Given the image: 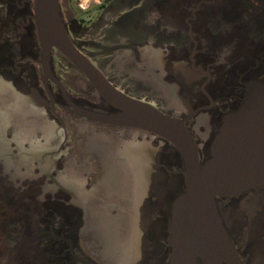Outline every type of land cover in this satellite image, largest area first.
Returning <instances> with one entry per match:
<instances>
[{"label":"flooded vegetation","instance_id":"obj_1","mask_svg":"<svg viewBox=\"0 0 264 264\" xmlns=\"http://www.w3.org/2000/svg\"><path fill=\"white\" fill-rule=\"evenodd\" d=\"M259 1L101 0L93 18L74 17L65 25L79 49L119 89L140 98L116 81L137 74L146 78L135 80L133 88L151 91L161 85L167 97L157 99L156 106L183 119L202 164L211 156L224 119L243 104L249 83L264 77V38L252 36L244 19L245 12L264 11V0ZM111 11L116 13L113 20L102 24ZM91 24L93 32L102 27L120 42L98 53L89 51L95 40L80 36ZM55 52L53 48L51 69L65 93L50 78L44 83L34 0H0V77L23 98L15 113L48 118L50 132L49 137L22 140L15 124L0 117V226L6 232L0 264H170L172 212L186 190L180 151L153 132L75 112L68 100L95 110L116 108L100 94L98 101L75 95L62 69L82 72L59 52L64 64ZM138 140L147 145L138 147ZM108 155L122 164L110 166ZM109 166L128 180H117L123 184L115 198L119 208L110 209L125 227L117 228L113 255L101 257L103 245L92 249L86 229L90 205L103 207L107 192L99 186L92 193V186L101 182ZM216 200L242 263L264 264V183ZM136 224L138 245L123 237ZM195 264H206L204 256L198 254Z\"/></svg>","mask_w":264,"mask_h":264},{"label":"water","instance_id":"obj_2","mask_svg":"<svg viewBox=\"0 0 264 264\" xmlns=\"http://www.w3.org/2000/svg\"><path fill=\"white\" fill-rule=\"evenodd\" d=\"M34 18L42 49L44 83L50 78L65 93L51 69L56 48L90 81L116 110L78 106L75 112L109 124L134 126L169 140L180 151L186 190L176 200L171 231L174 252L170 264H195L198 254L206 264H243L225 229L217 196L233 195L264 183V77L252 80L241 107L227 116L212 145L211 156L201 164L196 142L183 119L155 104L129 95L115 86L69 35L59 0H34Z\"/></svg>","mask_w":264,"mask_h":264},{"label":"rangeland","instance_id":"obj_3","mask_svg":"<svg viewBox=\"0 0 264 264\" xmlns=\"http://www.w3.org/2000/svg\"><path fill=\"white\" fill-rule=\"evenodd\" d=\"M99 1L101 0H59L64 22L67 23L74 17L78 19L80 18V16H82L85 19L93 18L95 14H97L99 11L98 8ZM253 1L255 3H260L259 0H253ZM80 4H83L84 6L86 5L85 7H87V9L82 8ZM114 14H116L115 11L106 13L101 21L102 24L109 23V21H112L114 18ZM244 19L245 21L247 20L249 23L250 29L252 30L251 33L252 36H254L257 39L264 38V22L262 23V26H259V23L256 24V21H264V11L258 10V11L245 12ZM101 28H96L95 31L93 32V26L91 24L88 27V30L86 32L87 34L80 36L83 39L95 40L96 44L93 45L92 48L88 47V50L93 51L94 53H98L101 49H105L104 47L106 46L110 47L116 42H120V39L118 37H114V35H111L106 31H102ZM100 31H102V33H99ZM103 33L107 37L109 36L111 38L108 41L104 40L105 37L101 38V34ZM54 55L60 58L61 61H63V63L66 64L64 59L60 56L59 52H55ZM62 70L64 73H67L68 76L66 79L67 87L70 88V90H72V92L75 95H85L91 101L99 100V93L95 90L92 84L86 79V77L82 73H80L76 69H72L69 67L64 68ZM58 71L60 70L58 69ZM145 78H146L145 75L137 74L134 75L133 78L128 77V79L127 77H121V78L118 77L116 78V81L120 83L123 87H130L131 91L134 94L140 96V98L147 100L156 105L157 99L160 100L163 99L164 95L165 97H167V94H165L166 92L163 91L161 85L157 87L153 86L151 91H147L145 89H139V87L138 89L133 88L135 85V80L137 79L145 80ZM9 84L10 82L6 81V79H4L3 77H0V117L4 119V121H6V123L10 126L11 124H15L14 132L16 133L17 136H20L22 140L30 141L33 138L38 139L40 137H49L50 132L48 131L47 123H45L47 122L48 118H46L47 120H44V118L42 117L41 119L36 118L37 119L36 120L34 119L33 114L24 113L25 111L22 114L15 113L14 107L17 105L20 99L23 100V98L21 94L18 91H16L14 87H12L11 84L10 87H7V85ZM77 88H81L83 90L78 91ZM78 122L81 125L83 124V122L85 123L84 120H80V119L78 120ZM146 143L144 141L138 140V147H143L147 145ZM106 159L108 160L107 162L110 164V166L117 165L118 163L122 164V161L116 159L112 155L106 156ZM110 166L107 168L105 172H103L101 182L96 184L97 187H95L96 185L92 186L91 189L92 193H94L95 189L97 190L99 186H101L102 188L104 187L103 189L106 190L107 192L103 198L105 200V203H103V207L102 206L98 207V205H96L97 208H95L93 204L90 205L91 212H90V217L88 219L89 225H88V230L86 229V237L88 243L92 245L91 247L92 249L96 247L97 243L103 245L99 252V254H101V257L113 255V252L116 249L115 246L116 238L118 237L116 235L118 233L117 228L120 226H122L121 228L125 227L123 225L124 221H121V223L119 224V221L118 222L116 221L117 217L113 215L110 209L117 208L119 204V201L115 200V198L118 195L117 191L121 189L120 185L122 183H119L118 181L126 183L128 180L126 177H122L124 174V173L122 174V172H120L121 176L119 177V175H117L119 174V171L113 170L114 167L112 169H109ZM73 168L75 169V167ZM69 174L76 175L77 173L70 171ZM82 178H86V177H82ZM138 180L139 182L141 181V179ZM2 218L3 217L0 214V224L2 222L1 221ZM98 228H100L102 232ZM139 232H140V228L136 224L131 230L125 232L126 234H124L123 237L127 236V238H131L133 240V243L135 245H138L140 241ZM5 237H6V232L2 230L0 226V243L1 241L5 240Z\"/></svg>","mask_w":264,"mask_h":264}]
</instances>
